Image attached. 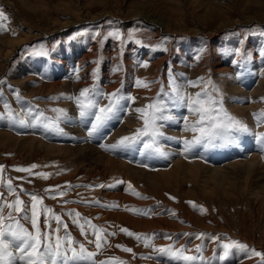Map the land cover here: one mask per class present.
<instances>
[{
	"label": "rangeland",
	"instance_id": "rangeland-1",
	"mask_svg": "<svg viewBox=\"0 0 264 264\" xmlns=\"http://www.w3.org/2000/svg\"><path fill=\"white\" fill-rule=\"evenodd\" d=\"M0 11L6 17L0 20V113L5 112L3 105L7 102L14 113L18 111L15 113L17 118H26L29 112H42L51 119L57 116L52 109H63L62 105L66 106L64 110L68 114V119L60 122L63 132L48 130L43 123L31 120L20 125L6 115L0 118L3 179L12 180L26 204L30 203V193L43 197V205L61 216L71 236L92 252L98 250L95 243L88 242L95 239L91 225L106 229L107 233H116L107 236V243L95 257L97 262L119 258L125 264H168V260L159 257L152 247H146L143 239L127 235L121 231L123 228L135 234L154 235V241L150 242L156 247L174 243L177 249L182 245L195 249L201 244L203 251L200 255L206 264H217L215 253L221 242L239 241L248 247L233 250L225 264H260L261 257L253 255L251 250L264 253V159L256 161L263 163L255 171L258 178L252 175L247 180L241 178L234 182L227 179L228 176L218 184L208 171L211 163L226 166L242 161L244 164L249 159L244 156L247 154L239 156L237 152V157L231 159L226 153L233 152L232 144L240 145L239 141L246 138L247 133H243L242 138L241 133L238 134L237 141L232 144L216 141L206 145L208 153L200 161L203 166L194 168V172L190 170L192 173L183 171L182 174H179L180 170L169 171L174 167L173 160L183 158L188 161L191 157L182 155L171 159L166 153L171 146L160 139L166 140L168 136L167 124L161 129L164 135L158 138L163 155L144 153L139 143L117 150L101 145L120 126L125 125V133L116 137L111 145L142 127L143 121L135 109L150 104L162 88L165 92L170 91L169 73L189 93L199 92L202 87L210 92L213 88L218 89L215 94L222 99L223 108L240 121L245 118L240 110L234 111L227 103L230 97L236 96L240 104L237 106L250 105L246 101L249 98L237 93V86L232 82L249 80L253 82L252 90L259 87L260 75L264 74V57L260 55L264 50V0H0ZM113 32H119L122 39L109 37ZM129 33H134L133 40L127 39ZM11 40L15 44L21 42L6 57ZM165 48L166 51L162 50ZM236 49L248 54L250 59L234 66L232 60H240L239 56L232 54ZM40 50L47 55L35 54ZM77 60L82 61L78 68L75 67ZM69 64L79 69L76 74L82 81L80 89L73 94L66 92L72 80L65 77ZM256 64L261 66L257 68ZM82 71L85 75L79 77ZM94 71L95 77L92 75ZM198 78H203L200 86L186 84V81H197ZM137 79L143 82L139 87L135 83ZM61 81H64L63 85L51 87L52 82L61 84ZM94 83L104 93L120 89L122 95L134 98V107L122 102V110L92 137L87 131L89 120H78L83 124L78 125L81 129H65L66 121L70 124V118L76 117L78 111L74 100L68 97L77 96L81 89L90 88ZM101 103L106 104L107 100ZM177 109L184 116L196 118L183 108ZM177 109L172 114L181 119L175 115ZM248 109L253 114L261 111L257 104H251ZM127 114L135 115L133 120L137 118L138 121L126 124ZM246 115L253 116L251 113ZM252 127L250 134L254 132L255 122ZM36 135L41 138L35 139ZM171 137L172 141L178 140L175 135ZM87 142L88 147L96 151L94 156L103 157L104 153H109L108 157L115 161L105 157V160L97 157L101 161L86 155L77 157L78 151L72 149L73 145ZM174 145L179 152L197 158L198 145L188 152L181 145ZM136 155L147 158L139 161ZM212 159L218 161L212 162ZM32 165L37 166L31 169L32 174L14 170L31 168ZM38 173L50 175L45 179L34 175ZM46 189H52L53 194L63 191L65 195L52 199ZM0 193L8 202L16 198L6 187H0ZM137 209L153 211L148 216L136 214ZM72 210L82 217L87 236L81 235L80 228L72 222L73 217L68 215ZM8 211L6 208L4 214L7 215ZM117 213L132 216L138 219V223L131 225L126 217ZM46 218L55 229L57 223L51 219V214L47 217L42 214L39 220L41 230H49L45 227ZM153 220V225L147 222ZM21 223L31 230L28 221L22 220ZM64 234L61 225L59 235ZM198 234H204L203 238L197 239ZM165 236L172 239H165ZM212 237L224 239L213 241ZM117 245H124L132 251H123ZM187 254L197 255L193 251Z\"/></svg>",
	"mask_w": 264,
	"mask_h": 264
},
{
	"label": "snow or ice",
	"instance_id": "snow-or-ice-1",
	"mask_svg": "<svg viewBox=\"0 0 264 264\" xmlns=\"http://www.w3.org/2000/svg\"><path fill=\"white\" fill-rule=\"evenodd\" d=\"M4 19H6L5 14L0 11V20ZM109 37L122 39L119 32L109 33ZM134 38V33L128 34L127 39L133 40ZM136 43H140V41L136 40ZM162 50L166 51L167 49L165 48ZM35 54L46 56L47 52L40 50ZM232 54L240 57V60H232L234 66L242 64L245 60L250 59V56L241 52L240 49H236ZM260 55L264 57V50L260 52ZM198 58L199 54L196 59ZM144 66H146V64ZM75 71L78 72L79 69ZM92 75L95 77V71ZM169 76V92H165L162 88L150 104L145 105L143 108L135 109V111L140 114V118L143 121L142 127L138 128L131 136L122 137L116 144L111 146L101 145V147L117 150L139 143L142 144V151L144 153H157L163 155L164 151L162 146L158 143V138L164 135L161 131L164 127V122H171L175 119L172 111L177 108H183L196 117V119L191 122L188 120L187 116L183 119L184 130L191 131L194 134L191 140L185 139L183 141L185 152L196 145H212L216 141L224 144H232L237 141L238 134L248 133L250 131L246 124L230 115L223 108L222 99H219L215 94L218 93V89L213 88V91L210 92L208 88L202 87L199 92L189 93L176 82L175 77H173L171 73H169ZM201 81H203V78H198L197 81H186V84L189 87H198ZM135 83L136 86L139 87L143 82L137 79ZM208 83L210 84L211 81ZM143 86L148 87V84H143ZM68 99L74 100L79 117L82 120L90 121V127L87 129L89 136H92L100 128L105 126L108 121L113 119L117 113L122 110V102H134L133 97L122 95L120 89H117L113 93H104L96 87L95 83L90 88L81 89L77 96L68 97ZM102 100H107V103L102 104ZM3 106L5 112L0 113V118L6 115L12 122L20 125H25L31 120L35 123H43L44 127L48 130L63 132V129L60 127V122L68 119L66 110L55 108L52 109V111L57 113V116L51 119L45 117L42 112H29L26 114V118H17L9 103L5 102ZM253 116L257 124H264V113H254ZM254 136L259 142L264 144V133H255ZM35 167L37 166L32 165L31 168H15L14 170L32 174L31 169ZM34 175H39L47 179L50 174L38 173ZM0 187H6L8 193L14 194L16 197L13 201L8 202L3 194L0 193V264H125V262L119 260V258H111L107 261L99 262L95 260L99 250L107 243V236H114L116 233H107L106 229L91 225V234L95 239L89 240L88 242L95 243L98 251H89L83 243L76 241L67 231V225L63 223L62 217L56 215L53 209L43 205V197L35 193H30L28 194L30 203L26 204L25 201L20 198V194L16 191V187L13 185L12 180L8 179L5 181L3 179V166H0ZM97 187L104 186L98 185ZM109 187H111V185H109ZM20 191H24L22 186L20 187ZM45 191L49 193V198L52 199H55L57 195H65L63 191H56L55 194H53L52 189H46ZM133 194L140 197L139 193ZM65 203L67 202L65 201ZM96 203H99V201H96ZM104 206L117 207V205ZM6 208L9 210L7 215L4 214ZM152 211L151 209L146 211L140 209L135 210L136 214L148 216H151ZM42 214L45 215V217L51 214V219L57 223V227L52 229L49 220L46 218L45 227L49 230L46 232L42 231L39 224ZM68 215L73 217L72 222L80 228L81 235L87 236L88 233L81 223L82 217L80 214L72 210ZM22 220L28 221L31 224V230L21 223ZM61 225L65 229V234L63 236L59 235ZM121 231L129 236H134L137 240L143 239L145 241V246L152 247L153 251L157 253L159 257H164L168 260V264H196L197 261H199L200 264H206L200 255L203 251V246L201 244H198L195 249H188L186 245H182L177 249L174 243L167 246L156 247L150 242L154 241V235L135 234L123 228ZM203 236L204 234H198L196 238L201 239ZM164 238L168 240L172 239L171 236H165ZM212 239L213 241H222L224 238L212 237ZM117 247L123 251H132V249L124 245H117ZM247 247V245L234 240L221 242L218 251L215 253L217 256V264H225L233 250L246 249ZM189 251H193L197 253V255H188L187 253ZM251 251L253 255L261 257L260 264H264V253L254 249Z\"/></svg>",
	"mask_w": 264,
	"mask_h": 264
},
{
	"label": "bare ground",
	"instance_id": "bare-ground-1",
	"mask_svg": "<svg viewBox=\"0 0 264 264\" xmlns=\"http://www.w3.org/2000/svg\"><path fill=\"white\" fill-rule=\"evenodd\" d=\"M160 24V23H159ZM56 28H59V26H57ZM12 42H11V47H10V49H9V51L7 52V56L6 57H8L10 54H12L13 52H12V50L16 47V45L19 43V42H21V40L18 42V40H17V42L18 43H16L15 44V42H14V40H11ZM14 42V43H13ZM14 47V48H13ZM81 60V59H80ZM80 60H77V62L75 63V67H77V66H79L78 64L80 63V62H82V61H80ZM69 63V62H68ZM73 63V62H72ZM251 65V64H250ZM257 65V68H259V65L261 66V64H256ZM71 65L69 64V66H68V68H67V71L68 72H70L69 74H68V72H67V75L65 76V77H70L72 80L70 81V85H68L67 87H69V90L68 91H66V92H70V93H76L77 92V89H80V87L82 86V81H80V79H81V77L80 76H84L85 75V73H83V71L80 73V75H79V77L80 78H77V74H76V69L78 68H73V67H70ZM74 66V65H73ZM70 67V68H69ZM250 67V66H249ZM62 68H60V70H61ZM261 77H260V82H259V87H254L252 90H251V86H252V84H253V82H251V81H249V80H245V81H240V82H232V85H236L237 87H236V89L235 90H237V93H240V94H243V96H245V97H248L247 99L248 100H246V101H249V104L250 105H248V106H243L242 104V106H237V104H239V103H237V101H236V99H235V97L234 96H232V97H230L229 98V101H228V106L229 107H231L232 109H234V111H238V110H240L241 112H242V117H245V118H240L241 119V121L244 123V124H246L247 125V127L250 129L251 127H252V125H253V123L255 122V129H253V131L254 132H252L251 134L248 132L247 134H246V138H242V136H243V133H241V138H242V141H239L240 142V145H239V143L238 144H232L233 145V152H230V153H226L227 154V156H228V158H231V159H235V157H237V155H239V156H242V155H244V153L245 154H247V155H244V156H247V157H245V158H249V159H247L246 161H245V163L243 164L242 163V161H240L242 164H239L240 162L239 161H235V162H231L230 164H226V166L225 165H222V166H215L214 164H212L211 162V166H209V169H208V171H209V173H210V177L215 181V182H217L218 184H221V182L223 181V179L224 178H227L228 176H229V178H227V179H230V180H232V181H234V180H239V179H241V178H244V179H249L250 177H252V175H256V173H258V172H256L255 173V171L257 170V169H260V165L261 164H263V163H258V162H256V161H259L258 159H260V161L262 162V159H264V147H263V145L264 144H262L261 142H259L256 138H255V136H254V134L255 133H263V130H264V124H256V119H250V118H252V117H254V116H252V117H249L250 115H246V114H252L253 115V113L252 112H249V110L250 109H248L250 106H251V104H257L258 106H260V108L261 109H259V110H261L260 112H258V113H256V114H260V113H264L263 112V108H264V99H262V98H264V81H262L263 80V78H264V74H262L261 73V75H260ZM262 78V79H261ZM64 81H61V84H58V83H54V82H52L51 83V87L52 88H54L55 86H61V85H63L64 83H63ZM231 84V83H230ZM231 86V85H230ZM232 88H233V86H231ZM239 89V90H238ZM63 90H65V89H63ZM247 90H251L250 92H247ZM255 95H258V97L260 96V98L259 99H257L256 98V96ZM61 104V103H60ZM103 104V103H102ZM146 104V103H145ZM143 105V104H142ZM240 105V104H239ZM130 107H134V104H132V103H130V105H129ZM63 109H65L66 108V106L65 105H62L61 106ZM238 107H240V109L238 108ZM29 108V107H28ZM131 109V108H130ZM253 110V109H252ZM16 114H18V111H16L15 112ZM72 113V112H71ZM131 113V112H130ZM135 113V112H134ZM186 113H188L187 111H186ZM246 113V114H245ZM76 115V117H72V118H70V120H71V123L70 124H68V122L69 121H66L67 123V125H65V126H63V127H65V129H79L80 127L78 126L79 124H81V125H83L82 123H80L81 121H78V120H80V117H79V115H78V111H76V113H75ZM188 114H190V113H188ZM187 114V115H188ZM133 115V114H132ZM137 115V114H136ZM175 115L177 116V115H179L180 117H182L181 119H178L177 117H175V119L174 120H172L171 122H164V124H167L166 125V127L168 128V136H166L165 137V139L166 140H163L162 138V140L160 139V141H162V142H164L165 144H167V145H170L171 147L168 149L169 151H167L166 153L167 154H169V156H170V158L171 159H173V158H179V156L180 157H182V155L183 156H190L191 157V160H188V161H186V160H183V158H180L178 161H174L173 160V162H174V167L171 169V170H169V171H172V170H180V172H179V174H182V173H184L183 171H192V172H194V168L196 169H199L198 167L200 166V165H202V163L200 162L201 161V159H202V157L203 156H205V155H207V153H208V147H206V145H198V148H197V150H196V153L198 154H196V159L195 158H193V156H191L190 154H188V153H184V152H179L178 150H176L175 148H173V147H175V145L174 144H179V145H181L182 146V148H184V145H183V141L185 140V139H188V140H191V137H193V133L191 132V131H185L184 130V124H183V119H184V114H180V112H179V109H177L176 110V113H175ZM135 116V115H134ZM134 116H131L130 114H127V119H126V124H129L130 122H135V121H138L137 120V118L135 119V120H133V118H135ZM139 116V115H138ZM190 118V119H189ZM74 119V120H73ZM196 118H191V116H189L188 117V120L191 122V121H193V120H195ZM130 120V121H129ZM140 122H141V120H140ZM134 124V123H133ZM122 125H124V124H122ZM125 126V125H124ZM124 126H120V127H118L117 128V130H114V133L111 135V136H107L106 137V143L105 142H103V143H105V144H102V145H105V146H109V145H111L114 141H116V137H118V136H120V135H122L123 133H125V127ZM132 127V126H131ZM254 127V126H253ZM252 127V128H253ZM81 129V128H80ZM257 131V132H256ZM39 132L41 133H43V134H45L43 131H40L39 130ZM177 136L178 137V140L177 141H172V137L171 136ZM93 136V135H92ZM91 136V137H92ZM43 137V136H42ZM41 137H38L37 135H36V137H35V139H40ZM117 140H119V139H117ZM37 141V140H36ZM39 141V140H38ZM104 141H105V139H104ZM39 142H42V141H39ZM38 142V143H39ZM159 142V141H158ZM42 144V143H41ZM88 142L86 143V144H84V145H73V148L72 149H76V151H78L77 153H76V155H77V157H78V155H86L87 157L89 156L90 158H95V159H98V158H101L102 156L101 155H99V156H94V155H96V151H93V149L91 148V147H88ZM116 144V143H115ZM45 147H48V145H45ZM53 147V146H52ZM64 148V147H63ZM105 148V147H104ZM84 149V151L82 152V150ZM58 150H60V149H58ZM249 150H250V152H249ZM72 151V150H71ZM88 152V153H87ZM188 152V151H187ZM238 152V154L237 155H235V153H237ZM247 152H249V153H247ZM87 153V154H86ZM107 153V152H106ZM109 156V153H108V155L107 154H105L104 153V156L103 157H105L107 160H113V159H111V158H109L108 157ZM98 157V158H97ZM102 157V158H103ZM136 158H139V161H140V158H147L146 156L144 157H139L138 155H136L135 156ZM163 157V156H162ZM223 157V156H222ZM89 158V159H90ZM105 158H103L104 160H105ZM214 158V157H213ZM215 158H221V157H215ZM98 160H100L101 161V159H98ZM177 160V159H176ZM113 161H115V160H113ZM216 161H218V160H215V159H212V162H216ZM110 162V161H109ZM97 163V162H96ZM237 164H239V166H237ZM175 166H177V167H175ZM203 166V165H202ZM206 167H208V166H206ZM205 167V168H206ZM264 167V166H263ZM263 167L261 166V170H263ZM224 169V170H223ZM221 170H223V172H221ZM190 171V172H191ZM196 171H198V170H196ZM239 171H241V172H239ZM191 172V173H192ZM190 173V174H191ZM196 173V172H195ZM240 173V174H239ZM241 173H242V175H241ZM197 174V173H196ZM195 174V175H196ZM259 174H260V172H259ZM258 175V174H257ZM257 175H256V178H258L257 177ZM194 176V175H193ZM259 176V175H258ZM263 176V175H262ZM198 177V176H197ZM261 177V176H260ZM193 178H195V177H193ZM255 178V177H254ZM225 180V179H224ZM237 181H234V182H237ZM255 194H257V193H255ZM121 195H123V193H121ZM117 215L118 216H121L122 218H124V217H126V219H127V221H129L130 223H131V225H136L137 223H138V219H136V218H134V217H132V216H129V215H127V214H124V213H117ZM160 220V219H159ZM143 221V220H142ZM147 222H149L151 225H153V224H155V221L153 220V221H147ZM159 222V221H158ZM162 222V221H161ZM160 223V222H159ZM163 227V226H162Z\"/></svg>",
	"mask_w": 264,
	"mask_h": 264
},
{
	"label": "water",
	"instance_id": "water-1",
	"mask_svg": "<svg viewBox=\"0 0 264 264\" xmlns=\"http://www.w3.org/2000/svg\"><path fill=\"white\" fill-rule=\"evenodd\" d=\"M88 22V21H87ZM90 22V21H89Z\"/></svg>",
	"mask_w": 264,
	"mask_h": 264
},
{
	"label": "crops",
	"instance_id": "crops-1",
	"mask_svg": "<svg viewBox=\"0 0 264 264\" xmlns=\"http://www.w3.org/2000/svg\"><path fill=\"white\" fill-rule=\"evenodd\" d=\"M31 67V66H30Z\"/></svg>",
	"mask_w": 264,
	"mask_h": 264
}]
</instances>
